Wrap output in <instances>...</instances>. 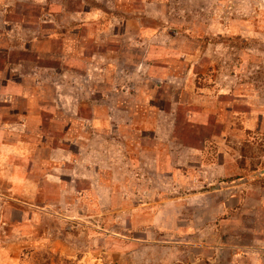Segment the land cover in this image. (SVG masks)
<instances>
[{"label": "rangeland", "instance_id": "obj_1", "mask_svg": "<svg viewBox=\"0 0 264 264\" xmlns=\"http://www.w3.org/2000/svg\"><path fill=\"white\" fill-rule=\"evenodd\" d=\"M24 75L30 115L0 106L1 255L22 238L19 264H264V0H0V86ZM95 108L158 125L112 132L127 151L103 163L104 207L81 202L74 161L50 164Z\"/></svg>", "mask_w": 264, "mask_h": 264}, {"label": "crops", "instance_id": "obj_2", "mask_svg": "<svg viewBox=\"0 0 264 264\" xmlns=\"http://www.w3.org/2000/svg\"><path fill=\"white\" fill-rule=\"evenodd\" d=\"M22 78L18 81L19 83L13 84H2L0 86V89L6 87V91L0 92L1 96V103L0 106H6L8 107L12 113L17 114L15 116H25V113L19 112L16 113L15 106L16 103H21V101L24 102L25 110L29 111L30 109V102L31 100H34L35 93L33 92L35 89L31 84V81L33 80H26L29 76H21ZM29 79V78H28ZM9 81V80H8ZM34 84V83H33ZM93 91V90H91ZM121 97L117 98V102L115 101V105H118L120 108H123L121 103ZM61 99H65L62 96H60ZM66 100V99H65ZM46 101V100H45ZM25 102H27L25 104ZM6 103V105H5ZM48 104V101L46 102ZM19 110V109H18ZM30 112V111H29ZM48 112V111H47ZM47 112L43 113L44 116H47ZM176 112V110H175ZM41 114V112H40ZM99 109H91V116H87L84 118L83 116H71L72 121H80L85 120L87 121L88 128L83 129L81 132H77L76 135H78L77 139H67L65 138L66 135L70 134V131L72 130L71 127H66L64 129V132L66 135L63 136V139H61L60 144L57 145L55 148L51 149L52 155L50 156V164H53L54 168H57L58 164L63 163L64 161H74L77 165L74 167V171L71 173L73 179L75 180H81L84 182V180H87L89 182L90 187L92 188L93 192L88 193V191L84 192L81 196V202H97L100 207L106 206V202H108L109 197H106V195L111 190V186L101 180V172L104 168L105 162L107 161H113L116 162V158L114 157L115 153L118 151H123L124 153L127 151V145L125 143H119V146H115V144H118V141L114 139L112 135V132H115L117 135L119 130V135L121 137H127L125 133H123L124 130H127L128 132L132 133H139L144 134L145 132H149L152 137H154L156 130L158 129V125L154 128H147V125H151L150 119H147L148 116H146V119L144 120L143 117L145 116H100ZM30 115L29 113L26 115ZM41 116V115H40ZM178 116H173V123L170 124L171 131L173 132L175 129V121ZM146 122V123H145ZM140 123H142V128ZM146 124V125H145ZM140 127V128H139ZM122 128H125L124 130ZM127 128V129H126ZM147 128V129H146ZM154 129V130H153ZM39 130L41 131L42 128L40 127ZM114 130V131H112ZM128 133V134H129ZM30 132L26 129L22 130H15L13 133L7 134V136L10 138L8 143L10 146L8 147L10 151V158L21 160L23 158L22 153L31 150V144H26V139L30 137ZM32 135V134H31ZM170 135V134H169ZM22 138V140L20 139ZM42 137V135H41ZM28 141V140H27ZM115 143V144H114ZM104 145H107L110 147V154L108 160L104 157ZM121 145V146H120ZM38 147V150L44 149V152L47 151V143L46 141H41V143L36 145ZM122 146L123 149L122 150ZM121 149V150H120ZM72 150L76 151L75 156L70 154L72 153ZM24 151V152H23ZM123 163L127 164L130 163V158L123 157ZM48 157L45 155V160L43 161V168L47 165ZM20 165L16 162H10L8 164V167L18 169ZM107 165V164H106ZM22 167L24 170H27L28 168L32 167H38L42 168V161L38 163H33L30 161V157L25 158L24 157V163L22 164ZM111 168V167H109ZM108 168V169H109ZM112 166V170H113ZM19 178H25L30 177L28 174ZM16 176L8 175L7 179L13 183L20 182V179ZM91 179V180H90ZM25 180V179H24ZM75 180V181H76ZM26 183V182H25ZM31 184V181H27V184ZM94 196V198H90L91 196ZM93 199V200H92ZM68 201L65 200L63 203H67ZM1 209H0V216H1ZM77 214H81L80 212H77ZM85 215V214H84ZM86 215H91V211L89 208H87ZM22 238H12L7 240L6 246L4 247V251L6 252V257L4 255L0 254V264H19V261L17 259V254L19 251V247L21 246L20 240Z\"/></svg>", "mask_w": 264, "mask_h": 264}]
</instances>
